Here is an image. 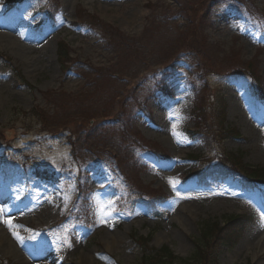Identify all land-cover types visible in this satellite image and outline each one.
Wrapping results in <instances>:
<instances>
[{
  "label": "rangeland",
  "instance_id": "rangeland-1",
  "mask_svg": "<svg viewBox=\"0 0 264 264\" xmlns=\"http://www.w3.org/2000/svg\"><path fill=\"white\" fill-rule=\"evenodd\" d=\"M47 1L0 0L25 44L0 40V231L20 252L0 240V264H139L146 241L187 259L233 214L254 218L218 263L264 264V189L186 172L264 169V0ZM246 69L259 100L224 76Z\"/></svg>",
  "mask_w": 264,
  "mask_h": 264
},
{
  "label": "trees",
  "instance_id": "trees-1",
  "mask_svg": "<svg viewBox=\"0 0 264 264\" xmlns=\"http://www.w3.org/2000/svg\"><path fill=\"white\" fill-rule=\"evenodd\" d=\"M69 53L67 47L61 49L60 54L65 62L69 60V58L67 59ZM244 73L251 79L254 90L259 92V82L254 73L248 69ZM229 160L237 164L236 158L231 157ZM219 165L233 172L241 173L247 185H252L256 182L264 183V169L247 170L245 165L246 174L225 162H220ZM247 220H251L248 215H229L225 220V223L227 221L228 224L221 227L215 221H205L202 225L201 238L196 241L195 249L187 259H178L169 246H163L159 249L148 247L146 241L145 245H143V256L139 264H174L176 260L179 261L178 264H219L218 254L222 244L231 245L235 243L239 238L237 237L238 231L243 228Z\"/></svg>",
  "mask_w": 264,
  "mask_h": 264
},
{
  "label": "bare ground",
  "instance_id": "bare-ground-1",
  "mask_svg": "<svg viewBox=\"0 0 264 264\" xmlns=\"http://www.w3.org/2000/svg\"><path fill=\"white\" fill-rule=\"evenodd\" d=\"M19 39H20V30L17 27H15L13 25H9V24H5V25H2V26L0 25V40H4L7 43V46H10V49H12L15 46H16V48H23V47H25L24 46L25 44H22V43H21V45L18 44ZM4 84L5 83L0 80V89L2 88V86ZM261 129L262 128H260V131H261ZM247 131H248V133H251V132L252 133H254V132L257 133V131L250 124L248 125ZM0 232H1L0 233L1 234L0 235L1 236L0 237V240L4 243V245L6 246V249H9V252H10L11 250H13L12 244H11V242L6 241L4 239L6 237L4 235L5 233L2 232V230ZM2 233H3V235H2ZM7 237H9V236L7 235ZM116 244H117L116 238L115 237H110L109 240H108V243H107L108 247L115 246ZM14 250H15L16 253L18 252L17 254L20 253L17 249L14 248ZM84 257H85V254H80L79 257H78V261H80V259L81 258H84ZM23 263L24 264H27L25 261H23ZM59 263H61V262H59V260H58L57 264H59Z\"/></svg>",
  "mask_w": 264,
  "mask_h": 264
},
{
  "label": "snow or ice",
  "instance_id": "snow-or-ice-1",
  "mask_svg": "<svg viewBox=\"0 0 264 264\" xmlns=\"http://www.w3.org/2000/svg\"><path fill=\"white\" fill-rule=\"evenodd\" d=\"M170 183H172L173 188H175L176 184L178 183V181L170 179ZM2 211H3V209H0V212H2ZM5 223L9 224V226L11 227V222L10 221L6 220ZM13 234L16 236V238L18 240H21V241L23 240V238L21 236H19L18 234H16V233H13Z\"/></svg>",
  "mask_w": 264,
  "mask_h": 264
}]
</instances>
